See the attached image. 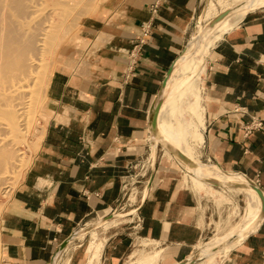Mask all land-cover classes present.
<instances>
[{"label": "crops", "instance_id": "crops-1", "mask_svg": "<svg viewBox=\"0 0 264 264\" xmlns=\"http://www.w3.org/2000/svg\"><path fill=\"white\" fill-rule=\"evenodd\" d=\"M202 1L106 0L82 19V46L57 51L40 141L0 211V264H50L55 254L53 264H124L127 256L129 264H139L156 251L158 261L174 264L193 252L203 235L199 195L185 186L181 168L162 147L127 221L116 217L96 227L97 241L84 248L89 233L85 242L72 238L58 246L113 210L134 163L148 158L151 103L168 65L192 36ZM144 22L149 33L128 66L127 53ZM207 52L199 80V152L211 161H201L248 177L264 194V6L248 9ZM149 173L148 167L147 178ZM232 189L246 195L247 209L250 192ZM142 239V248L128 251ZM219 264H264V211Z\"/></svg>", "mask_w": 264, "mask_h": 264}, {"label": "bare ground", "instance_id": "bare-ground-1", "mask_svg": "<svg viewBox=\"0 0 264 264\" xmlns=\"http://www.w3.org/2000/svg\"><path fill=\"white\" fill-rule=\"evenodd\" d=\"M0 1L1 3L3 1L2 3L3 5L0 4V6H2V9L0 10L3 11V13L0 12V129L3 127V125H5L11 127L10 130L12 131L14 130V133L18 135L20 134V132H22L23 129L27 127L26 125L28 120L27 117H25L26 111L28 109L30 110V112L28 111L29 113H31L32 111L30 107L31 101L30 100L28 101L26 99L27 90L29 87V85L26 82L27 81L29 82V79L31 80L34 79L35 82L36 80L35 78H37L39 81L40 80L42 81L45 79L47 75V69H46L47 61L45 62L46 59L44 58V56L49 55L52 52V50L55 48L54 46L56 42H55V38H52L49 41V43L46 42L45 44L44 39L47 28L55 15H48L47 18L40 23V25H42L41 27L28 28L25 26L24 22L28 14L33 13L32 11L35 8L41 7V5L38 7L37 1L35 2H33L32 0H0ZM66 1H70V2L65 3ZM236 1H241V0H236ZM63 3L67 6L74 5L73 0H64ZM209 3L205 5V7L203 6L200 14L197 16V20L195 23L196 26L195 30L192 33V36L190 37L188 42L185 44L183 50L179 53V55L175 59L171 71L169 72L170 80L173 79L174 83H172L171 86L170 84H168L169 80L167 81V78L169 75L165 80V84L163 87V96L157 113L156 122H157L158 134L156 136H153V153L151 157H154L155 155L154 146L156 144H159L160 146L166 148L167 154L171 156L170 150L165 146V142H167L173 147L180 150L185 156H187L193 162L192 164L183 162L182 160H180L178 157H176L171 153L182 164L185 165V167L191 173L192 177L200 180L201 182H203L202 180H204L216 187H221L223 185H230L231 188H247V190L250 192V205H248L247 209L245 208L243 217L241 219L238 228L231 230L225 236L213 239L210 242H206L202 244L197 248L195 252H192L185 257V261L183 264H194L201 257H205V256H208L207 257L208 259L205 262H209L216 259L218 256H220L221 253L227 252L231 247H233L236 243H238V241L244 235H246L249 231H251L257 225L260 218L259 215L260 199L257 193L255 192V190L249 186L248 178L243 176L242 174H238L235 172H227L219 167H218L219 169L216 167H214L213 169H208L204 167L205 166L204 164L194 160V154L191 150V147L186 142L184 135H181V128H182L181 126L185 124V121L183 119L184 117L182 118L183 116L182 114L184 112L187 113L186 112L187 106L197 105L198 108L195 112V116L197 117L198 120L197 123L199 124L203 123L201 118V112L198 106L200 97L197 94V91L195 95L193 94L191 95V91L197 88L199 84L200 72L202 71L203 60L206 52L208 51L210 46L214 44V42L222 35V33L225 32L228 28H230L234 23H236L248 9L255 7L259 4H260L259 6H264V0H243V3L240 6V8L237 9V11L230 17V19L221 22L219 21L221 19L220 18L212 26L206 27L204 26L205 24L204 19L208 18L210 15L214 13L213 4L211 3V1ZM71 11L73 10L63 13L64 17L69 16L70 18L68 24L69 26L67 25L68 27L74 25L73 24L74 16L75 14H77V13H72ZM77 12H80V10ZM50 14L52 13L50 12ZM32 69H36L37 70L36 73H38V76L33 79L31 77ZM35 84L34 86H36ZM165 91L166 92L170 91L171 96L173 95L179 96L180 100L184 98L185 99L184 101L186 103L184 102L185 103L184 104L181 102L182 104L180 106L178 105L179 107H175L172 102L169 103L168 99L167 101L162 103L164 99ZM171 121L175 122V127L177 125L176 131L173 135H171L170 133L167 134V129H166V125L168 126L169 124H171ZM22 126L24 127L22 128ZM170 138L173 139L174 142ZM192 138L199 146L202 144V131L199 128V125L193 128ZM159 141L161 143H159ZM1 148L2 150H0V154H3L2 161L5 162V160H7L9 156L7 154L4 155L5 148L3 147ZM211 166H212L211 164L208 165V167ZM207 179L218 181L220 182V184L214 185L213 183L207 181ZM145 190L143 194L145 193ZM130 213L132 212L129 211L123 214L121 213V211H114L110 215V217L104 219L103 221H100L98 219L97 221L93 222L92 224L94 226L90 227L89 229L83 230L84 228H81L79 229L81 231L76 230L75 231L76 233L74 232L71 234V236H69L68 242H70L72 238L83 236L84 232L88 233L92 228H96L100 225H103L112 218L123 217ZM159 256H160L159 251H156L151 254L143 255L140 257L139 264H158ZM57 259H58V255L55 254L53 258V262L56 261Z\"/></svg>", "mask_w": 264, "mask_h": 264}, {"label": "rangeland", "instance_id": "rangeland-1", "mask_svg": "<svg viewBox=\"0 0 264 264\" xmlns=\"http://www.w3.org/2000/svg\"><path fill=\"white\" fill-rule=\"evenodd\" d=\"M32 1L33 2L37 1L38 7L40 5H41V7L35 8L32 11L33 13H30L27 15L25 22H24L25 26L28 28L29 27H31V28L41 27L42 25H40V23L43 22V20H45L48 15H55L54 18L52 19L51 23L49 24L48 28H47L44 43L45 44H46V42L49 43V41L52 38H55L56 44H55V46H54L55 48L52 50V52L49 55L44 56V58L46 59L45 62L47 61V63H48V64L46 63L47 75H46L45 79L42 81L41 80L39 81L37 78H35L38 76V73H36V71H37L36 69H32L31 70V72H32L31 77H32V79L35 78L36 80L34 82V79L33 80L29 79V82L28 81L26 82L29 85L28 90H27L26 99L28 101L29 100L31 101L30 107L32 109L31 113H29L30 112L29 109L26 111L25 117H27V120H28L27 125H26L27 127L25 129H23L22 132H20V134H18V135H16L14 133V130L13 131L10 130L11 127H8V126L3 125V127L0 129V136L2 137V138L0 137V148L1 147L5 148L4 149V155L7 154L9 156L8 159L5 160V162H4V161H2L3 154H0V211L3 208L5 202L10 197L13 189L23 179L25 171H26V169H27V167L31 161V158H32L33 154L35 153L37 146H38V143L40 141V138H41V135L43 132L44 123H45V119L43 116L44 92H45L46 84H47V81H48V78H49V75H50V72L52 69L55 54L57 53V51L60 48L66 46L68 44H74V45L76 44L78 46H80V45L82 46L83 40L79 36V30L81 28L82 19L84 17L91 15L95 11L97 6L106 0H82V1L81 0H73L74 1L73 6L65 5L63 3L64 0H56V1L55 0H51V1L50 0H32ZM210 1L213 2L214 4H216V6H215L216 8L214 10V13L205 19L204 23H206L210 17L214 16L219 11H221L225 8H229L228 13L219 20L221 22L227 21L237 11V9L240 8V6L243 3V0H241V1H236V0H206L205 1V0H203L201 7L199 9V12L194 19V24L192 25L191 32L194 28V25H195L196 20H197V16L199 15L203 4L205 7V5H207ZM67 2L69 3L70 1H66L65 3H67ZM85 2H87V3H85ZM2 3H3V1H2ZM2 3L0 1V4H2ZM42 4H43V6H42ZM61 4H63V5H61ZM259 5H257V6H259ZM0 7H1L0 9H2V6H0ZM70 10H73L71 12L77 13L78 15L75 14V16H74V21H73L74 25H71L70 27H68L70 18H69V16L64 17L63 13H66ZM76 10L77 11L80 10V12H77ZM0 12L3 13L2 10H0ZM50 12L52 14H50ZM59 14H61V15H59ZM27 24L30 26H28ZM191 32H190V34H191ZM168 80H169L168 84H170V86H171V84L174 83V80L173 79L170 80V75L167 78V81ZM34 84L36 86H34ZM197 88H195L194 90L191 91V95L192 94L195 95L196 91H197L198 95L200 94V96H199L200 100H199L198 106H199V109L201 112V106H200L201 90L199 89L200 88L199 84H198ZM29 93H32V94H29ZM34 95H37V96H34ZM170 96H171V92L165 91L164 92V99H163L162 103L167 101V99H168L169 103L172 102L175 107H179L182 103L185 102L184 98H182L180 100L179 96H177V95H173L171 97ZM195 106L194 105L193 106H187L186 107L187 113L184 112L182 114L183 115L182 118L184 117L183 119L185 121V124L181 126L182 127L181 128V135H184L186 142L191 147V150L194 154V160L198 161V159H197V156H198L199 162L204 164L205 165L204 167H206L208 169H213L214 168L213 166L208 167V165H210L209 163L202 162V161H211V160H209V159L207 160L205 157L200 156L199 149H200L201 145L199 146L195 142V140H193V138H192L193 128L195 126L199 125V128L201 129V127L203 126L202 125L203 123L202 124L197 123L198 120H197V117L195 116V112H196L198 107H197V105H195ZM201 118H202V116H201ZM2 122H4V121H2ZM191 124H193V125H191ZM185 125H188V126H185ZM23 127L24 126H22V128ZM176 127H177V125H176ZM176 127H175V122L171 121V124H169L168 126L166 125L167 134L170 133L171 135H173L176 131ZM171 140L173 141V139H171ZM8 142H9V144H8ZM151 145H152L151 151L149 153L148 158L145 157L144 159H142L138 163H134V166H132L130 172L124 178L123 190L121 193V197L119 198L116 207L111 211H121L122 210V211L126 212L128 209L136 206L138 199L140 198L141 193L143 194V192L146 188V187L143 188V186H145V184L147 182L148 167L149 168L151 167L153 159H155V156L161 151L160 147H162L159 144H157L156 151L154 152L155 155H154V157H151V155L153 153V142L151 143ZM0 150H2V148ZM162 151H163L164 155L174 159L177 162L178 166L181 168V171H182L181 176L182 175L185 176L184 177L185 178L184 179L185 180V182H184L185 186H188L190 189H192L193 191H195L199 195L198 206H199V211L201 213L202 221H203V227H202L203 235L199 239L198 244L194 245V247L192 248L193 252H195L197 250L198 245L206 243V242H210L213 239L225 236L232 229L238 228L240 225V222H241L242 215L244 214V211L246 208V195L243 192H240L236 189H232L230 185H223L221 187H216V186H213V185L209 184L208 182L202 180L207 186L206 185L201 186L197 181H192L193 177L191 176V173L185 167L184 164H182L170 152L169 153L171 156H169L166 152L167 151L166 148L162 147ZM133 209H135V208H133ZM122 211H121V213L124 214V212H122ZM130 212H132V211L130 210ZM132 214H134V212L127 214L126 216H131ZM119 219H120L119 221L125 222V221H127V219H129V217L126 218L125 216H123ZM83 226H85V225H83ZM79 231H81V230H79ZM91 231L95 232L94 238L92 237ZM88 233H89V238L88 239L86 238L87 241H86L84 234H83L82 237H75V238L79 239V240L75 241V243L79 242V241H81V242L86 241L84 246H83V248H84L89 242H92V240L97 241L98 233H97L95 228H92ZM143 240L144 239L139 240V241L137 240V243L139 242V245L135 244V245L130 246L128 251L130 252L131 250H133L136 247L142 248V241ZM82 245H83V243H82ZM143 245H145V243ZM80 247H81V245H80ZM152 247H153V244H150V245L146 246L145 249H151ZM226 253L227 252L221 253L220 256H218L216 259L209 261V262H205V261H207L208 256L201 257L194 264H214V263L219 264L221 259H222V256ZM160 261H158V264H163ZM124 264H129V256L126 257Z\"/></svg>", "mask_w": 264, "mask_h": 264}, {"label": "water", "instance_id": "water-1", "mask_svg": "<svg viewBox=\"0 0 264 264\" xmlns=\"http://www.w3.org/2000/svg\"><path fill=\"white\" fill-rule=\"evenodd\" d=\"M204 6V4H203ZM202 6V8H203ZM201 8V10H202ZM229 11V8H225L221 11H219L217 14H215L213 17H211L205 24L204 26L206 27H210L212 26L216 21H218L220 18H222L227 12ZM201 12V11H200ZM200 14V13H199ZM185 44L183 45V47L180 49V51L178 52V54L183 50ZM178 54L172 59L171 63L168 65L165 73H164V76L161 80V83L159 85V88L153 98V101L151 103V106H150V109H149V114H148V130H149V141L150 143L153 142V136H156L158 134L157 132V113H158V110H159V106L161 104V100H162V96H163V87H164V84H165V80L167 78V76L169 75V72L171 71V68L174 64V61L175 59L177 58ZM159 143H161L159 141ZM156 146L157 144L154 146V152L156 151ZM165 146L170 150V152L175 155L176 157H178L180 160H182L183 162H187L189 164H192L193 162L187 157L185 156L180 150H178L177 148L173 147L172 145H170L169 143L165 142ZM153 162H154V159L152 161V165L150 167V173L148 175V178H147V182L145 184L146 188H147V185L149 184V181L151 179V172H152V166H153ZM248 178V177H247ZM249 186L252 187L255 192L257 193V195L259 196V199H260V218L263 214V211H264V194L262 192V190L260 189V187L254 182L252 181L251 179H249ZM207 181L213 183L214 185H219L220 182L218 181H215V180H212V179H207ZM143 197V196H142ZM141 197V198H142ZM137 209V207H136ZM114 211H110L109 213H107L106 215L102 216L99 218L100 221H103L104 219L110 217V215L113 213ZM259 218V219H260ZM94 226L92 223L90 224H87L85 226H83L82 228H84L83 230H87L89 229L90 227ZM70 236V235H69ZM69 236L64 238L60 243H59V246H58V249L62 248L63 246H65V244L68 242L69 240ZM185 261V257H182L181 259H179L178 261H176L174 264H183ZM50 264H53V261L51 259L50 261Z\"/></svg>", "mask_w": 264, "mask_h": 264}, {"label": "built area", "instance_id": "built-area-1", "mask_svg": "<svg viewBox=\"0 0 264 264\" xmlns=\"http://www.w3.org/2000/svg\"><path fill=\"white\" fill-rule=\"evenodd\" d=\"M153 6H154V4H153ZM153 6L151 7V10H153ZM148 33H149V23L144 22L141 25V29H140L139 34L137 35L136 43L134 45H132V47L130 48V50L127 53V64H128V66L133 63V61L136 57L135 56L136 51L140 48L141 44L144 43L145 38H146ZM260 124H261L260 120L255 122V126H260Z\"/></svg>", "mask_w": 264, "mask_h": 264}]
</instances>
